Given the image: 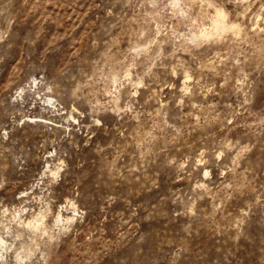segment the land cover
Segmentation results:
<instances>
[{
  "label": "rangeland",
  "instance_id": "rangeland-1",
  "mask_svg": "<svg viewBox=\"0 0 264 264\" xmlns=\"http://www.w3.org/2000/svg\"><path fill=\"white\" fill-rule=\"evenodd\" d=\"M0 239L264 264V0H0Z\"/></svg>",
  "mask_w": 264,
  "mask_h": 264
},
{
  "label": "bare ground",
  "instance_id": "bare-ground-1",
  "mask_svg": "<svg viewBox=\"0 0 264 264\" xmlns=\"http://www.w3.org/2000/svg\"><path fill=\"white\" fill-rule=\"evenodd\" d=\"M217 13H218V17H222V18H223V15H222V12H221V11H220V12L217 11ZM219 19H220V18H219ZM219 19H217V20H219ZM217 20H216V21H217ZM220 20H221V19H220ZM203 35H204V34H203ZM207 35H209V34H207ZM58 219H59V218H57V220H58ZM34 227L38 228V224H35ZM0 242H1V239H0Z\"/></svg>",
  "mask_w": 264,
  "mask_h": 264
}]
</instances>
